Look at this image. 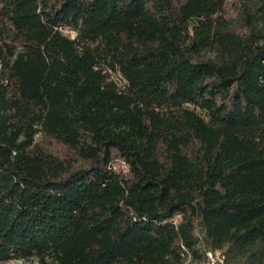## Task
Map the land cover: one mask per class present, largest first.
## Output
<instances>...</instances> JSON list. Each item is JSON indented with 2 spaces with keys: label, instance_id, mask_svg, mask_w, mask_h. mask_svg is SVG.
<instances>
[{
  "label": "trees",
  "instance_id": "1",
  "mask_svg": "<svg viewBox=\"0 0 264 264\" xmlns=\"http://www.w3.org/2000/svg\"><path fill=\"white\" fill-rule=\"evenodd\" d=\"M258 1L0 0V264H264Z\"/></svg>",
  "mask_w": 264,
  "mask_h": 264
},
{
  "label": "rangeland",
  "instance_id": "2",
  "mask_svg": "<svg viewBox=\"0 0 264 264\" xmlns=\"http://www.w3.org/2000/svg\"><path fill=\"white\" fill-rule=\"evenodd\" d=\"M245 2L252 12L257 13V8L259 7V1L258 0H245ZM227 8L229 9L230 14L234 15L233 5L231 4V2H228ZM63 34L71 36V37L73 36L72 32L67 31V30H65L63 32ZM113 165H114V169L116 171L126 173L127 168H126L124 162H122L120 160H116ZM179 219L180 218L177 216L176 220H179ZM1 264H37V262H36V259L31 258L29 260H11V261L4 262ZM185 264H193L190 260V257H188L186 259Z\"/></svg>",
  "mask_w": 264,
  "mask_h": 264
},
{
  "label": "built area",
  "instance_id": "3",
  "mask_svg": "<svg viewBox=\"0 0 264 264\" xmlns=\"http://www.w3.org/2000/svg\"><path fill=\"white\" fill-rule=\"evenodd\" d=\"M205 258L204 264H225V254L222 250L207 251Z\"/></svg>",
  "mask_w": 264,
  "mask_h": 264
}]
</instances>
